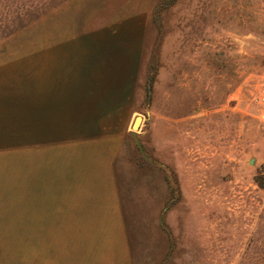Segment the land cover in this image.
<instances>
[{
  "label": "rangeland",
  "instance_id": "rangeland-1",
  "mask_svg": "<svg viewBox=\"0 0 264 264\" xmlns=\"http://www.w3.org/2000/svg\"><path fill=\"white\" fill-rule=\"evenodd\" d=\"M263 88L264 0H0V264H264Z\"/></svg>",
  "mask_w": 264,
  "mask_h": 264
},
{
  "label": "built area",
  "instance_id": "built-area-1",
  "mask_svg": "<svg viewBox=\"0 0 264 264\" xmlns=\"http://www.w3.org/2000/svg\"><path fill=\"white\" fill-rule=\"evenodd\" d=\"M257 101L260 106L264 107V88L262 92L259 94Z\"/></svg>",
  "mask_w": 264,
  "mask_h": 264
},
{
  "label": "water",
  "instance_id": "water-1",
  "mask_svg": "<svg viewBox=\"0 0 264 264\" xmlns=\"http://www.w3.org/2000/svg\"><path fill=\"white\" fill-rule=\"evenodd\" d=\"M138 120H140L139 117L135 118V120L133 121L132 126H131L132 129L138 128V126L135 128V125L137 124ZM250 164H253V162L251 161Z\"/></svg>",
  "mask_w": 264,
  "mask_h": 264
}]
</instances>
